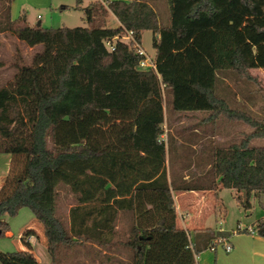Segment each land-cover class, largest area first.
I'll use <instances>...</instances> for the list:
<instances>
[{
  "label": "trees",
  "instance_id": "obj_1",
  "mask_svg": "<svg viewBox=\"0 0 264 264\" xmlns=\"http://www.w3.org/2000/svg\"><path fill=\"white\" fill-rule=\"evenodd\" d=\"M75 1L81 8L84 0ZM157 1L167 7L166 25ZM12 2L0 0V34L31 33L48 46L49 91L37 98L30 83L0 88V155L7 159L0 237L7 229L3 217L27 208L41 225L50 264H64L77 245L107 243L102 233L112 235L119 211H127L130 264H194V255L214 242L206 230L190 249L189 234L177 226L172 190L220 185L233 190L245 210L252 198L264 205V122H249L215 93L218 71L250 79L249 70L264 69V0H89L83 8L87 28L48 30L13 20ZM108 14L116 28L105 26ZM124 30L139 45L144 31L152 33L155 71L139 69L145 57L134 47L117 42L107 50L104 42ZM167 93L173 111L243 118L253 128L239 141L207 151L208 169L194 185L174 186L168 179ZM21 128L31 129L30 147L9 151L6 140ZM202 160L196 159L194 170ZM59 188L74 196L67 217L57 208ZM250 229L264 238V218ZM32 236L24 232L25 249L0 252V264H39L27 240Z\"/></svg>",
  "mask_w": 264,
  "mask_h": 264
},
{
  "label": "rangeland",
  "instance_id": "obj_2",
  "mask_svg": "<svg viewBox=\"0 0 264 264\" xmlns=\"http://www.w3.org/2000/svg\"><path fill=\"white\" fill-rule=\"evenodd\" d=\"M88 2L89 0H84L80 5L81 8L75 9V0H13L11 17L16 21L25 20L31 30L36 27L43 30L87 28L88 22L83 8ZM154 7L160 14V23L166 25L168 11L165 2L157 1ZM105 26L117 27L111 14L107 15ZM152 37L149 31L141 34L140 46L149 59H153L155 53L152 47ZM49 54L48 46L41 42L38 36L34 37L31 33L23 36L13 33L0 34V88L14 89L19 84L30 83L36 88L37 98L46 97L49 91L46 68ZM248 74L250 79H242L237 78L230 71H218L215 93L227 103L231 110L244 113L249 118V122H264V69L249 70ZM35 109L36 104H31L33 116ZM164 109V140L169 141L167 159L171 172L180 177L188 176L187 183L190 185L196 184L194 176H201L207 171L209 165V154L205 156L207 151H211L214 147L226 146L233 141L237 142L253 131L252 126L243 118H227L226 115H218L213 119H208L209 113L207 112L173 111L169 93L164 99ZM253 143L258 142L251 141V144ZM30 145L31 129L29 128L18 129L15 135L5 142V147L9 151L17 148L27 150ZM201 156L203 159L201 167L194 170L195 159ZM6 160L5 155H0V187L5 178ZM58 194L57 208L59 213L63 214L71 205L73 198L63 188H59ZM216 202L222 218L220 219L217 212L216 220L212 216L208 225L217 230L221 227L223 232L235 230L238 222L242 226L249 225L264 214V209L259 205L258 200L253 198L250 200L251 209L245 210L237 203L234 192L230 189L222 188L217 193ZM3 221L6 222L7 229L4 236L0 237L1 253H14L25 249L23 234L31 231L35 236L27 240L33 249L35 258L39 263H50L44 241L41 239L43 238L41 237L43 236L41 225L29 209L21 208L13 217L4 216ZM68 255L69 252H66L62 262L67 259ZM119 255L126 257L127 252L120 250ZM80 261L87 263L85 258ZM196 261H200V256H197Z\"/></svg>",
  "mask_w": 264,
  "mask_h": 264
},
{
  "label": "crops",
  "instance_id": "obj_3",
  "mask_svg": "<svg viewBox=\"0 0 264 264\" xmlns=\"http://www.w3.org/2000/svg\"><path fill=\"white\" fill-rule=\"evenodd\" d=\"M112 17L114 18V16ZM115 21L118 26L119 23L116 19ZM166 167L168 179L170 177L173 180L174 186L187 183L189 181L188 176L180 177L176 175V173L173 174V172H171L168 159ZM194 177L197 180L201 176L197 175ZM208 183L209 180L206 181L205 184ZM221 189L222 187L217 185L214 190L206 191L172 190V198L177 214V226L189 234L191 243L194 241L196 234L209 230V235L212 237L210 243L222 239L230 246L229 252L225 251L222 243L216 244L214 251H210V247L208 246L209 248L207 247L198 255L200 256V261L197 262V264H264V238L257 236L255 233H241L242 231H237V227L231 232H223L221 227L218 230L215 228V230L208 225V221L212 216H214L216 220L217 212L220 219L222 218L221 211L216 202L217 193ZM71 196L73 201L71 205L67 207L65 213H63L65 217L68 216V210L74 205V196ZM259 205L264 209V205L261 203H259ZM262 218H264V214L259 219ZM259 219H256L249 225L243 226L240 222H238L237 226L240 225L244 229H250ZM131 224L132 214L127 211H119L114 224V233L112 235L107 232L102 233V238L107 243L100 244L90 240L86 241L82 245H77L71 249L67 259L64 261V264H82L83 262H81L80 259L82 260L84 258L87 260L86 264H130L131 253L124 245V241L127 237ZM41 237L40 238L44 241L45 245V238L44 236ZM31 250L33 249L31 248ZM120 250L126 251L127 256L122 257L119 255Z\"/></svg>",
  "mask_w": 264,
  "mask_h": 264
},
{
  "label": "built area",
  "instance_id": "obj_4",
  "mask_svg": "<svg viewBox=\"0 0 264 264\" xmlns=\"http://www.w3.org/2000/svg\"><path fill=\"white\" fill-rule=\"evenodd\" d=\"M100 2H102L104 4V2L102 0H98ZM117 42H121L124 43L130 47H134L137 49V52L141 55H143L145 57V59L140 63L139 65V69L141 70H152L155 71V66L152 62V59H149L146 57L143 49L141 48V46L136 42L133 33L131 31H126L124 30L123 33L121 35H118L114 38H112L111 40H106L104 42L105 47L107 48V50H109L110 52L114 50L115 44ZM245 229L242 228L240 225L237 226V231H244ZM249 234H254L252 229H247ZM31 238V237H30ZM28 238V239H30ZM222 243L223 247L225 248L226 252L230 251V246L228 244H226V242L222 239L220 240H216L214 241L213 245L209 248L210 251H214L215 250V246L216 244H220ZM190 249L193 250V244L190 242ZM198 255H194V264H197L196 258Z\"/></svg>",
  "mask_w": 264,
  "mask_h": 264
}]
</instances>
